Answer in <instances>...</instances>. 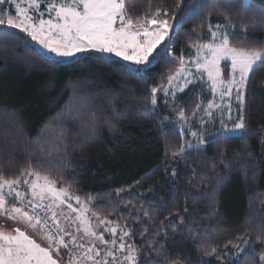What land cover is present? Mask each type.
Here are the masks:
<instances>
[{
  "label": "snow or ice",
  "instance_id": "obj_1",
  "mask_svg": "<svg viewBox=\"0 0 264 264\" xmlns=\"http://www.w3.org/2000/svg\"><path fill=\"white\" fill-rule=\"evenodd\" d=\"M42 3L46 5L44 11H41ZM127 3L128 0H0V37L15 35L10 29L18 30L40 46L39 55L54 56L58 64L89 61V66L99 62L111 65L116 62L113 57L119 58L125 62L121 70L141 80L149 79L152 67L161 60L177 63L176 71L167 75L166 82L148 88V96L137 107L138 112L161 115L159 94L164 107L176 116L180 134L183 135L185 126L189 128V134L197 143L181 144L171 153L173 157L188 150H199L205 144L202 132L191 130L193 123L203 130L218 120L219 128L212 134L213 138L251 135L244 114L245 94L249 91L250 77L264 69V46H241L237 35L241 41H249L250 30L264 33V5L257 0H240L238 6L236 0H170L171 11L149 5L148 11L134 17ZM46 13L47 19L44 18ZM213 16L222 23L213 25ZM195 19L201 20L198 25L201 30L207 24L209 40L190 43L188 47L194 50V55L188 58L174 55L172 49L176 41L173 37ZM190 34H196L195 29ZM260 42L264 44V40ZM90 57L95 59L89 60ZM189 86H206L212 98L206 102L200 100L186 114L177 97ZM201 95L194 92V98ZM233 100L237 104L235 116ZM94 104V99L74 90L68 103L57 113L56 126L42 130L37 137L39 141L44 131L54 133L55 147L49 151L61 155V159L50 161V168L57 169L55 175L37 170L31 161L27 167H21L14 178L5 176L0 168V215L40 233L47 244L42 246L20 227L12 232L0 229V264H60L61 260H66V264H185L182 257L173 258L167 254L164 244L168 241V233L159 227L163 221L157 222V227L149 232L147 227L139 226L141 217L144 224L153 223L149 212L142 208L129 212L132 222L137 224V233L147 245L141 249L136 246L133 229L128 227L127 221L121 224L94 211L95 197L86 194L87 199L82 198L65 180L64 173L72 167L65 138L67 124H76L84 134L81 146L95 143L102 121L93 110ZM107 107L112 110V120L120 118L121 110H117L115 100H109ZM128 110L125 105L122 111ZM163 120L168 118L163 117ZM103 123L109 125V134L119 131L111 120ZM260 136L264 143V128L260 129ZM225 160L226 157H222L221 163L227 168ZM212 167L214 170L215 164ZM75 171L78 173L80 169ZM172 174L175 175L174 170ZM224 179V176H217L214 187L218 189ZM22 187L27 190H21ZM130 191V188H117L108 194L128 210L135 206L119 197ZM217 211L214 198L212 214ZM116 215L122 216V213ZM176 221L183 224V216L173 217L168 224L169 230L175 231ZM188 231L190 238L197 240V233L192 229ZM249 231H254L255 235L238 236L237 243L230 240L219 253L217 247L205 246L197 240L198 264H208L210 257L223 261L228 256L223 249H228L229 245L234 251L227 264H264V222L257 223L255 229ZM106 234L111 239H106Z\"/></svg>",
  "mask_w": 264,
  "mask_h": 264
},
{
  "label": "trees",
  "instance_id": "obj_2",
  "mask_svg": "<svg viewBox=\"0 0 264 264\" xmlns=\"http://www.w3.org/2000/svg\"><path fill=\"white\" fill-rule=\"evenodd\" d=\"M239 3L236 0L237 6ZM257 3L264 5V0ZM149 5L170 11L172 8L170 0L127 3L134 17L148 11ZM200 23V19L187 23L173 37L174 55H182L183 47L190 43L206 40L208 26L205 24L201 30ZM211 23L222 21L213 16ZM193 29L196 34H190ZM9 31L15 35L0 37V168L5 176L14 178L29 161L37 170L56 174L57 169L50 168V161L61 159V155L49 151L55 147L54 133L44 131L39 141L37 137L42 130L56 126L57 113L75 90L94 99L93 110L102 123L97 141L83 146L84 134L76 124H67L65 138L72 167L64 173L65 180L82 198L87 199L86 194L95 197L94 211L121 224L127 221L137 247L143 249L147 245L137 233V224L132 222L129 212L141 208L149 212L153 223L144 224L141 217L139 226L152 232L157 222L163 221L159 227L168 233L164 244L167 254L182 257L185 264H198L197 240L205 246L217 247L219 253L230 240L237 243L238 236L255 235L249 229L264 222V159L261 158L264 143L260 136V129L264 128V69L250 77L249 91L245 94L244 114L251 135L215 137L199 150H188L173 157L171 153L184 144L178 129L164 121V115L141 113L137 107L148 96V88L166 82L167 75L179 67L177 63L161 60L152 67L150 78L141 80L121 70L125 62L115 57L116 62L111 65L99 62L89 66V61L55 63L57 58L39 55L40 47L23 33ZM250 35L249 41H241L237 35V42L245 47L264 46L260 42L264 40V33L250 30ZM92 59L95 58H89ZM109 100H115L117 110H121L119 119H111ZM197 102L198 98L193 95L187 101L186 114ZM125 105L128 111H122ZM105 120H111L119 131L109 134ZM222 157H226L227 168L221 163ZM174 160L179 161L176 170ZM76 169L80 171L77 173ZM217 176L225 177L218 189L214 187ZM117 188H130V194L121 193L119 198L130 201L134 209L130 206L125 210L108 194ZM214 198L218 204L215 215L212 214ZM118 212L122 216H117ZM177 216H183L184 222L176 221L173 232L168 224ZM188 229L197 233V240L190 238ZM223 251L228 253L223 261L210 257L208 264H227L234 250L229 245Z\"/></svg>",
  "mask_w": 264,
  "mask_h": 264
},
{
  "label": "rangeland",
  "instance_id": "obj_3",
  "mask_svg": "<svg viewBox=\"0 0 264 264\" xmlns=\"http://www.w3.org/2000/svg\"><path fill=\"white\" fill-rule=\"evenodd\" d=\"M45 8H46V5L42 3L41 4V11H44ZM13 14H15V13L13 12ZM44 18L45 19L49 18L48 15H47V13L45 14V17ZM213 25H215V24H213ZM208 40H209V33H207L206 40L203 41V42H207ZM182 55L185 58H188V57L194 55V50H191L188 47V45H186V46L183 47ZM51 57H54V56H51ZM221 67L222 68H225V65L222 64ZM194 92L202 93L201 96H197L198 101L204 100L206 102L207 100H209V99L212 98V96L209 93V91H208V89H207L206 86L203 87V88H201L200 86H197L196 88H192V86H189L188 89H185L184 90V93L183 94H178V97H177L179 104L184 107L185 113H186L187 101L194 95ZM162 100H163V97L158 94V103H160V107H159L160 113L162 115H164V117H167L168 118L167 121H169L171 124H173L178 129V127H177L178 121H177L176 116L173 114L172 111H170L168 108L164 107V105L162 103ZM232 108H233V114L235 116L236 113H237V104H236L235 100L232 101ZM229 126H231V125H229ZM218 128H219V121L217 120L214 125L213 124H209L203 130L199 129L197 127V125L195 123H193L192 124V127H191V130L192 131H197L198 133H201L202 132V137L205 140V144L203 146H201V148H203V147H205L207 145V143L210 140L213 139L212 134L215 133ZM233 135H235V134H233ZM182 137L184 139V143H186V142H191L193 144H196L197 143L196 138L195 137H192L189 134V128L187 126L184 127V132H183ZM178 164H179V161L176 160L175 163H174L175 170H176V166ZM21 190H25L26 191L27 189L22 187ZM10 222L7 221V220H4L2 217H0V224H5L7 227H10V228L11 227H20L21 229L27 231V233L29 235L33 236V238L36 239L39 243H41L42 246H45V247L47 246L46 242L41 239V234L40 233H36V232H33L31 229L25 228V225H23L22 223L19 224L20 226H17V225H14L15 223L12 222V220ZM105 238L106 239H111V237L108 234L105 235ZM67 239H68V237H67ZM61 255H64V252L63 251H62ZM54 257H55V254H54ZM60 264H66V260H61L60 261Z\"/></svg>",
  "mask_w": 264,
  "mask_h": 264
},
{
  "label": "water",
  "instance_id": "obj_4",
  "mask_svg": "<svg viewBox=\"0 0 264 264\" xmlns=\"http://www.w3.org/2000/svg\"><path fill=\"white\" fill-rule=\"evenodd\" d=\"M16 227H7L5 224H0V229H4L8 232H12ZM23 230V229H22ZM38 242V241H37ZM39 243V242H38Z\"/></svg>",
  "mask_w": 264,
  "mask_h": 264
},
{
  "label": "crops",
  "instance_id": "obj_5",
  "mask_svg": "<svg viewBox=\"0 0 264 264\" xmlns=\"http://www.w3.org/2000/svg\"><path fill=\"white\" fill-rule=\"evenodd\" d=\"M0 217H2L4 220H7V221H11L10 219H8L7 217L1 215ZM13 222V221H12ZM11 223V222H10ZM15 224L14 225H17V226H20L19 224H17L16 222H14Z\"/></svg>",
  "mask_w": 264,
  "mask_h": 264
},
{
  "label": "built area",
  "instance_id": "obj_6",
  "mask_svg": "<svg viewBox=\"0 0 264 264\" xmlns=\"http://www.w3.org/2000/svg\"><path fill=\"white\" fill-rule=\"evenodd\" d=\"M128 1H132V0H128ZM66 239H67V237H66Z\"/></svg>",
  "mask_w": 264,
  "mask_h": 264
}]
</instances>
